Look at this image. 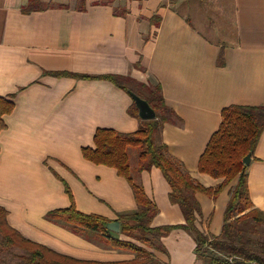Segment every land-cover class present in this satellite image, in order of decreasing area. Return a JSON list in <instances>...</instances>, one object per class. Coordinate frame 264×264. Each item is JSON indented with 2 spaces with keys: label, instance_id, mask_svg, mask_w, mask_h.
<instances>
[{
  "label": "crops",
  "instance_id": "obj_1",
  "mask_svg": "<svg viewBox=\"0 0 264 264\" xmlns=\"http://www.w3.org/2000/svg\"><path fill=\"white\" fill-rule=\"evenodd\" d=\"M29 2L0 0V97L15 104L0 132V206L24 238L58 254L127 264L134 254L103 235L46 219L71 206L66 186L83 214L115 222L137 209L115 169L82 155L98 129L128 134L140 126L128 114V92L102 78L160 86L177 116L162 133L170 155L204 187H217L222 181L198 164L222 110L264 106V0H38L39 10L25 13ZM248 176L253 208L264 213V132ZM141 182L158 210L153 227L185 223L160 170L143 172ZM235 184L216 199L196 195L205 234H221ZM108 235L141 246L121 232ZM161 243L163 252L149 249L160 264L199 263L188 232L174 230Z\"/></svg>",
  "mask_w": 264,
  "mask_h": 264
},
{
  "label": "trees",
  "instance_id": "obj_2",
  "mask_svg": "<svg viewBox=\"0 0 264 264\" xmlns=\"http://www.w3.org/2000/svg\"><path fill=\"white\" fill-rule=\"evenodd\" d=\"M38 5V0H30L23 12H35L39 10ZM102 79L146 100L157 115L155 120L143 121L133 103L128 114L140 120L136 132L125 134L112 129H98L93 138V147L82 148L85 160L97 166L115 169L129 183L137 209L133 213L119 216L120 232L141 246L111 238L106 228L111 222L98 215L79 212L67 186L71 206L49 212L46 219L60 223L74 233L87 230L103 235L112 248L134 254L133 261L127 264H160L149 249L163 252L161 239L174 230H184L193 236L199 263L221 262V258L225 257L233 258L234 264H264V241L251 238L264 228V213L253 208L248 188L249 166L243 164L249 153L253 158L264 132V106L232 105L222 110L219 129L212 135L198 164L199 173L222 182L217 187L207 188L194 179L179 160L170 155L163 142L164 126L175 123L177 116L166 106L160 86L140 84L130 78L117 76ZM9 99L0 97V132L6 128L3 117L12 114L15 109L12 102L14 96ZM131 149L138 152L139 163L135 168H132L129 159L128 152ZM152 168L160 170L170 186L169 200L181 209L185 220L183 225L152 226L158 210L145 193L141 182V174ZM233 182L236 184L230 192L221 234H205L198 225L203 214L196 195L202 193L216 199ZM0 264L96 263L75 260L24 238L10 226L8 212L0 206Z\"/></svg>",
  "mask_w": 264,
  "mask_h": 264
},
{
  "label": "water",
  "instance_id": "obj_3",
  "mask_svg": "<svg viewBox=\"0 0 264 264\" xmlns=\"http://www.w3.org/2000/svg\"><path fill=\"white\" fill-rule=\"evenodd\" d=\"M129 96L131 97L133 103L135 104L138 110V116L143 121H151L155 120L157 115L154 109L149 105V103L142 99L141 97L137 96L135 93L129 91ZM252 161V154L249 153L243 160V164L245 166H249ZM120 222L115 221L107 224L106 228L109 232L119 234L120 233Z\"/></svg>",
  "mask_w": 264,
  "mask_h": 264
},
{
  "label": "rangeland",
  "instance_id": "obj_4",
  "mask_svg": "<svg viewBox=\"0 0 264 264\" xmlns=\"http://www.w3.org/2000/svg\"><path fill=\"white\" fill-rule=\"evenodd\" d=\"M128 154H129V159H130V162H131V166H132V168H135L138 165V163H139L138 152L136 150H132L131 149V150H129ZM251 238L253 240H257L259 242L264 241V228H262L260 230L259 234L258 233L257 234H253L251 236Z\"/></svg>",
  "mask_w": 264,
  "mask_h": 264
},
{
  "label": "built area",
  "instance_id": "obj_5",
  "mask_svg": "<svg viewBox=\"0 0 264 264\" xmlns=\"http://www.w3.org/2000/svg\"><path fill=\"white\" fill-rule=\"evenodd\" d=\"M222 261L221 262H215V263H210L209 261H206V262H200L198 264H234L235 261L233 258H221Z\"/></svg>",
  "mask_w": 264,
  "mask_h": 264
}]
</instances>
